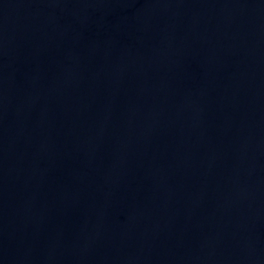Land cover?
<instances>
[{
	"label": "water",
	"instance_id": "1",
	"mask_svg": "<svg viewBox=\"0 0 264 264\" xmlns=\"http://www.w3.org/2000/svg\"><path fill=\"white\" fill-rule=\"evenodd\" d=\"M0 264H264V0H0Z\"/></svg>",
	"mask_w": 264,
	"mask_h": 264
}]
</instances>
